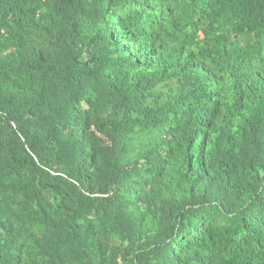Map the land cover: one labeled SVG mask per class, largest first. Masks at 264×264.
<instances>
[{"label": "trees", "instance_id": "1", "mask_svg": "<svg viewBox=\"0 0 264 264\" xmlns=\"http://www.w3.org/2000/svg\"><path fill=\"white\" fill-rule=\"evenodd\" d=\"M0 264H264V0H0Z\"/></svg>", "mask_w": 264, "mask_h": 264}]
</instances>
